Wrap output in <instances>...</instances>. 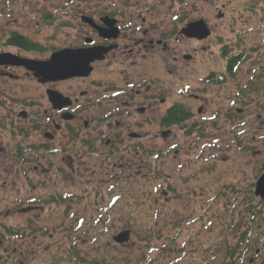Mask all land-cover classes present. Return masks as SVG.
I'll use <instances>...</instances> for the list:
<instances>
[{"label": "rangeland", "instance_id": "obj_1", "mask_svg": "<svg viewBox=\"0 0 264 264\" xmlns=\"http://www.w3.org/2000/svg\"><path fill=\"white\" fill-rule=\"evenodd\" d=\"M63 1L67 2L0 0V48L16 51L4 44L16 31L46 48V52L27 54L46 58L48 47H62L78 35L80 13L110 0H73L58 13L56 29L42 18ZM146 1L154 6L147 13L150 25L160 22L164 30L182 15L179 26L203 18L210 27V36L197 44L172 38L180 53L197 52L194 60L178 62L184 67L177 75L169 73L171 60L166 53H159L148 65L167 96L166 104L158 101L157 119L159 109L169 102L189 112V119L166 136L159 135L157 145L150 140L153 131L160 133L166 126L149 129L147 124L143 128L146 146L138 155L122 151L106 162L100 152L81 151L82 156L70 157L73 152L56 140L53 147L61 149L57 153L41 157L37 149L32 159L22 161L17 158L19 145L42 141L35 125L41 121V111L50 108L47 85L32 76L18 81L0 76V233L9 225L32 230L22 240L0 236V254L7 248L13 255L1 258L0 264H79L92 256L109 261L116 257L120 264H146L138 261L143 255L150 261L147 264H168L166 260H175L180 252L161 255L156 246L167 245L163 237L179 231L176 248L185 244L188 235L196 244L215 239L221 230L220 209L249 200L250 191L255 197L256 179L264 172V71L260 88L247 87L242 94L241 88L258 72L254 68L264 64V0ZM240 51L246 52V60L233 76L220 81L218 75L225 71L228 58ZM108 71H96L93 77L108 83L113 79ZM209 73L212 78L207 81ZM71 86L84 87L62 82L58 89ZM21 110L26 111L25 117H18ZM105 124L98 129L104 130ZM152 144L154 148H148ZM235 189L238 192L232 193ZM50 194L58 197L55 203L41 201ZM103 215H107L105 222L97 223ZM207 225L212 228L206 230ZM123 229L131 231L130 238L117 244L112 238ZM68 248L78 254L77 259L66 258ZM194 254L196 259L198 252Z\"/></svg>", "mask_w": 264, "mask_h": 264}, {"label": "flooded vegetation", "instance_id": "obj_2", "mask_svg": "<svg viewBox=\"0 0 264 264\" xmlns=\"http://www.w3.org/2000/svg\"><path fill=\"white\" fill-rule=\"evenodd\" d=\"M151 5L146 0H110L95 3L89 12L80 13L79 22H77L78 35L72 42L61 48L79 50L94 48L99 51L100 57L91 61V73L88 76H75L66 80L42 83L47 85L45 93L50 108L43 111L40 108L36 110L39 113L41 111V117L38 116L41 121L35 127L40 129L42 141L34 146L38 147L41 157L49 156L48 151L52 155L61 150L53 147L56 140L59 145L64 143L65 148L73 152L68 155L70 157L80 156L81 151L84 154L85 151L100 152L103 154V162H106L107 159L116 157L115 154L122 151H134L138 155L139 151L144 150L146 146L143 138L146 137L147 131L143 128L147 124L149 129L158 124L161 128L166 126V131L164 129L160 130V133L159 130L153 131L150 140L155 145L159 135L166 136L178 127L179 124L176 122L170 120L168 123L163 122L168 110L176 105L174 102H169L163 109H159L158 119L156 117L158 101L166 104L167 96L153 80L148 65L159 53L160 56L166 53L171 60L172 68L169 73L173 77L184 67L178 62L194 60V54L197 52L194 49L193 54L188 52L182 54L174 43L172 45V41L177 42L185 38L197 44L201 40L182 36L180 29L183 26L179 24L177 27L171 24L170 28L164 30L158 24L160 22L150 25L147 13L153 12L154 6ZM82 15L90 18L92 22L80 20ZM12 47L16 50L15 52L0 48V53L9 52L25 58L38 59L35 54L34 57L27 54V52L33 53L32 50L25 51L17 45ZM105 69L109 70L108 73L113 79L103 84L100 78L93 77V74L96 71L102 73ZM17 70L23 71L16 74ZM0 76L9 78L11 81H18L28 76L34 77L23 67L11 65H0ZM62 82L83 84L84 87L80 89L77 86H71L62 91L58 89V85ZM252 87L249 86L250 89ZM50 90L64 95L68 98L69 104L63 105L61 109L55 108L47 93ZM66 114L69 116L67 117ZM26 115V111L21 110L18 117ZM101 124L107 125L104 130L101 127L98 129ZM153 144L148 148H154ZM27 146L24 145L18 151H26ZM45 146L48 148L45 149ZM103 146L107 148L106 152L101 151ZM34 153L26 151L23 157L27 161L34 157ZM17 158L20 159V157ZM114 161L117 160L114 159ZM127 164L130 165L129 162ZM123 166L120 162L117 167Z\"/></svg>", "mask_w": 264, "mask_h": 264}, {"label": "trees", "instance_id": "obj_3", "mask_svg": "<svg viewBox=\"0 0 264 264\" xmlns=\"http://www.w3.org/2000/svg\"><path fill=\"white\" fill-rule=\"evenodd\" d=\"M67 1V0H66ZM62 6H57L58 9H63L66 5V2L60 3ZM56 7L48 10L43 15V21L53 22L56 29H58V25L56 24L57 13L58 11ZM181 18L179 21H181ZM63 25V24H62ZM67 25V24H66ZM176 27V24L174 25ZM9 37H7L5 44L12 46H20L23 50H32L34 52H46V48H43L40 43L34 42L32 39L28 37V35H23L18 32H10ZM57 48L52 45L47 48V52L54 51ZM247 58L246 52L240 51L239 53H234L232 56L228 58L226 62V71L223 75V79H226V75L233 76V74L239 69L240 63L244 62ZM257 62V61H256ZM264 71V65H262ZM263 75V74H262ZM261 75V76H262ZM257 78H260V75L255 74ZM217 81V79H214ZM220 80V81H222ZM255 85V81L253 80L252 86ZM251 86V87H252ZM257 88V87H256ZM257 90V89H254ZM246 89L243 86L241 88V94L245 93ZM189 119V112L183 111V108L179 105H175L163 118V122H167L170 120L171 122H179L186 121ZM22 146V145H21ZM19 145V149L21 148ZM48 147L45 146V149ZM34 144L28 145L26 147L27 151H35ZM24 151H18L17 155L21 156ZM264 170V168L262 169ZM238 189L232 190V193H237ZM250 193V199L240 203L236 201L232 205L229 204L225 211L224 209H220L222 214H219L220 220L219 223L221 226L220 233L215 239H207L206 242L201 239L197 244L196 241L191 238V235L186 236L185 244L181 246V248L175 247L176 238L181 234L176 230L174 235L171 237H163L166 239L167 245L164 246H156V250H158L161 255L166 253V255L174 254L175 252H171V250L176 251L178 253V257L175 255V260H166L168 264H264V199H260L259 197H254ZM217 196V195H216ZM220 196V195H219ZM45 202L55 203L58 197L54 196V194H50L47 196ZM62 198V197H61ZM227 203V202H226ZM226 205V204H225ZM107 215L105 216V218ZM104 215L98 216L96 218V222L99 223L105 222ZM212 225V224H211ZM211 225H207L206 230H210ZM127 228V227H124ZM35 230V228H33ZM41 229L42 232H45L46 229ZM205 230V232H206ZM32 231V230H31ZM30 230H20L16 226H7L5 227V231L0 233L2 238L6 236H14L16 235L19 240H22L27 234L31 232ZM200 231V230H199ZM222 233V234H221ZM195 241V242H194ZM203 242V243H202ZM205 242V243H204ZM183 247H185L183 249ZM151 247L149 250L151 251ZM196 251V259L194 258ZM26 253V252H25ZM66 258L73 257L78 258V254L74 252L72 248L66 249L64 252ZM187 255V256H186ZM1 257V256H0ZM23 258V257H21ZM147 257L142 256L138 261L143 263H149L150 261H146ZM1 259V258H0ZM71 259V260H73ZM68 264V263H67ZM70 264V263H69ZM74 264H78L76 261ZM79 264H120L117 261L116 257H112L111 260H107V258L100 257H90L88 260H82Z\"/></svg>", "mask_w": 264, "mask_h": 264}, {"label": "water", "instance_id": "obj_4", "mask_svg": "<svg viewBox=\"0 0 264 264\" xmlns=\"http://www.w3.org/2000/svg\"><path fill=\"white\" fill-rule=\"evenodd\" d=\"M85 21L92 22L91 19L82 17ZM94 25V24H93ZM184 36L190 38L206 39L210 34V29L203 19L188 22L181 30ZM97 49H60L53 52L49 60L25 59L10 53H0V65L23 66L26 70L33 72L40 82L60 81L68 79L72 76H88L91 73V61L99 59L100 56ZM49 99L55 108L61 109L63 105H68V98L60 95L56 91L50 90ZM254 193L261 199L264 198V172L256 179ZM130 230H122L113 237L117 243L128 242Z\"/></svg>", "mask_w": 264, "mask_h": 264}]
</instances>
